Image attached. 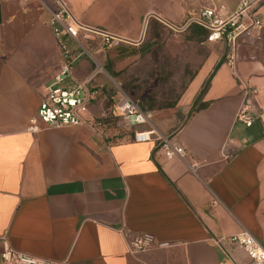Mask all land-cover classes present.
Wrapping results in <instances>:
<instances>
[{"label":"crops","instance_id":"1","mask_svg":"<svg viewBox=\"0 0 264 264\" xmlns=\"http://www.w3.org/2000/svg\"><path fill=\"white\" fill-rule=\"evenodd\" d=\"M101 1L64 0L82 23L124 39L90 51L102 67L109 60L120 68L153 44L142 27L104 18ZM253 1L263 27L238 38L236 73L258 87L263 103L264 0ZM47 17L35 1L0 0V240L6 234L14 249L51 264H245L240 246L215 239L246 229L264 247V125L235 122L242 87L224 63L225 47L203 39L209 53L176 103L147 111L148 122L134 126L153 129L150 141L97 131L90 105L83 124L39 123L31 132L29 119L61 62ZM93 68L85 53L73 75L83 79ZM101 74L91 82L97 91ZM199 102L207 104L193 111ZM161 137L182 145L186 159L165 157ZM142 233L153 235V246L130 253L128 241Z\"/></svg>","mask_w":264,"mask_h":264},{"label":"built area","instance_id":"2","mask_svg":"<svg viewBox=\"0 0 264 264\" xmlns=\"http://www.w3.org/2000/svg\"><path fill=\"white\" fill-rule=\"evenodd\" d=\"M22 2H37L48 14L47 25L61 53L58 70L45 87V94L40 101L36 113L30 117L27 130L37 132L41 129L39 123L48 128L58 129L64 126H76L86 122L90 100L97 93L91 85L95 75L103 67L93 59L87 48V41L95 42L103 47L116 46L122 37L109 33L104 29L82 23L73 14L64 0H20ZM250 0H241L233 11L228 12L224 5L201 7L197 14L190 18L207 30L205 41L219 42L225 47L224 63L235 75L242 87V100L236 110L234 120L245 127L253 125L259 119L264 125V102L259 103L256 96L258 87L249 85L236 73L238 58V38L250 29L259 30L263 27L261 20L250 9ZM73 41L74 48L69 46ZM87 54L94 61L92 73L83 79L73 75V67L77 61ZM115 111L121 125L133 127L148 122V115L138 103L125 93H120ZM155 133L153 129H133V140L136 142L150 141ZM160 149L165 157L186 159L187 153L182 145L175 144L171 139L161 137ZM198 163L192 162L193 167ZM213 204L217 200L212 201ZM0 257L3 264H51V261L14 249L6 234L1 237ZM155 239L150 233H142L128 241V251L138 253L149 250ZM226 241L230 245L240 246L246 254L245 264H264V247L248 230L240 231L215 239V242Z\"/></svg>","mask_w":264,"mask_h":264},{"label":"rangeland","instance_id":"3","mask_svg":"<svg viewBox=\"0 0 264 264\" xmlns=\"http://www.w3.org/2000/svg\"><path fill=\"white\" fill-rule=\"evenodd\" d=\"M240 2L241 0H102L101 4L104 6V18L113 22L115 27L140 30L143 19L149 12L163 14L167 22L180 28L203 6L224 5L227 9L228 5L235 8ZM257 9L255 5L253 11L256 12ZM263 15L259 14L261 19ZM163 25L159 27V38L145 28L144 42L153 44L152 47L138 57L127 60L120 67L122 73L119 77H112L103 67V74L100 75L103 84L98 86L100 91L90 100V111L95 119L117 115L115 104L121 92L150 110H161L176 103L188 78L201 65L209 50L206 43L202 42L203 39H189L188 30ZM124 85L127 91L123 89ZM119 124V119H116L115 129L127 132Z\"/></svg>","mask_w":264,"mask_h":264},{"label":"trees","instance_id":"4","mask_svg":"<svg viewBox=\"0 0 264 264\" xmlns=\"http://www.w3.org/2000/svg\"><path fill=\"white\" fill-rule=\"evenodd\" d=\"M160 26H164L163 24L159 23L157 21V19H155L154 17H150L148 19V22H147V27H146V30L149 31L151 30L152 31V34L153 36L159 38L160 37V30H159V27ZM166 28V27H165ZM184 30H188L189 33H190V36L188 37L189 39H192V40H196V41H201L202 39H204L207 35V30L202 27L201 25L195 23V22H190ZM262 34L264 36V30H262ZM264 38V37H263ZM263 41V39H261ZM96 46V43L95 42H92V41H87V48L92 51V49ZM104 69L114 78H117L120 76V74L122 73V69L120 68H117L115 63H113L112 61H109L107 60L104 64ZM123 89L125 91H127V87L124 85L123 86ZM100 91V89H99ZM207 103H202V102H199L196 107L193 109V111H197L201 108H203ZM139 105V104H138ZM144 105H139V107L147 112L149 111L150 109H146L143 107ZM167 107V106H166ZM118 119V115H115L114 117H99L97 119H95L93 117V127L99 131V132H102V133H106L107 131L109 130H116L117 131V137L118 136H121L122 138H126V139H133V127H125L121 124L120 127L121 128H124L127 130V132H120L118 131L117 129H115V120ZM119 128V127H118Z\"/></svg>","mask_w":264,"mask_h":264},{"label":"water","instance_id":"5","mask_svg":"<svg viewBox=\"0 0 264 264\" xmlns=\"http://www.w3.org/2000/svg\"><path fill=\"white\" fill-rule=\"evenodd\" d=\"M152 15H153V16H156V17H158V18H160L163 22H165V23L168 24L169 26H172L173 28H176V29H178V30H183V29H185V27L191 22V20L189 19V20L184 24V26L178 28V27L172 25L171 23L167 22L165 19H163V18L157 16L155 13H148V14L145 16L144 21H143V27H142V35H141V38L143 37V34H144V32H145V28H146V24H147L148 18H149L150 16H152Z\"/></svg>","mask_w":264,"mask_h":264}]
</instances>
